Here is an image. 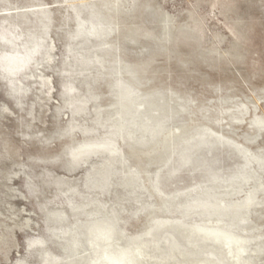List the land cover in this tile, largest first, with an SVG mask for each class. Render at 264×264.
<instances>
[{
  "label": "rangeland",
  "instance_id": "rangeland-1",
  "mask_svg": "<svg viewBox=\"0 0 264 264\" xmlns=\"http://www.w3.org/2000/svg\"><path fill=\"white\" fill-rule=\"evenodd\" d=\"M91 9L109 17L108 36L90 33ZM118 65L136 70V80L124 72L123 82L166 107L168 133L207 131L211 151L170 172L177 161L167 167L165 152L133 147L120 128L128 113ZM113 130L126 163L116 161L106 183L111 153L75 150ZM135 168L139 180L126 184ZM158 172L162 192L153 187ZM212 174L218 201L255 195L233 229L259 247L250 264H264V0H0V264H88L84 226L94 220L116 224L118 246L154 219L204 223L178 209L211 186ZM174 194L178 209L164 211ZM166 251L162 242L156 253Z\"/></svg>",
  "mask_w": 264,
  "mask_h": 264
},
{
  "label": "bare ground",
  "instance_id": "bare-ground-1",
  "mask_svg": "<svg viewBox=\"0 0 264 264\" xmlns=\"http://www.w3.org/2000/svg\"><path fill=\"white\" fill-rule=\"evenodd\" d=\"M94 9L90 10L93 18V21L89 26L90 33L96 35L97 37L108 36L113 29L112 26H107V24L110 23L109 17L106 14V17H104L102 12L100 13L98 10ZM117 11L119 12V10ZM81 25L84 28L86 27L85 23H82ZM119 65L117 66L118 81L115 82V86H119L118 89H120L117 90V88H115L117 91H119L117 93L119 97V104L122 106L125 112L128 113L127 116L120 118V128L125 129L126 134L132 136V141H130V144H132L133 147L136 144L141 146L149 145V152L151 155H153V152L156 154L165 152L167 154L165 159V165L167 167L170 168L172 163L177 161V165L174 166V164V167L170 168V172L173 168L189 166L199 158L202 150L209 149V151H211L215 145V142L214 140L210 139L208 136L210 133L207 131L203 130L197 134H192L186 138H182V134H185L184 131L188 130V132H190L192 130H184V128L181 126L182 128H180L177 133H168L166 130V123L170 120L171 115H164V113L167 112L166 107L158 102L156 94L152 92L151 94L146 93L149 95L144 97V94H138L137 90L133 88L131 84L128 85L127 83L123 82L122 78L124 72H129L131 78L136 80V70L130 67H121ZM140 83L142 85L143 82L140 81ZM116 135L121 136L119 130L111 131L110 135H107V137L101 141H97L96 139L95 141L85 143L80 147L78 145L77 147H79V149H74L77 153L79 150H84L88 147L100 149L105 148L111 153L108 163L105 164L107 165V170L105 172L103 171V178L106 183L107 181L109 182L110 178L114 174L113 168L115 162L120 160L122 163H126V160H124L126 158L124 157V152L120 151V149L117 147L118 142L116 144ZM141 149L139 148V150ZM177 150L178 154L176 153ZM73 152L72 154H74ZM137 153H135L136 156ZM175 154H177V157L174 156ZM116 166L117 165H115V167ZM135 169L136 170H132L127 173L125 177L126 184H136L139 180V173L141 171L137 170L138 168ZM159 172L157 175L155 174L156 177L153 187L157 192H162L159 183L160 176L162 175L159 174ZM215 174L210 175L212 177L208 180L212 182L211 186H209L206 190L204 189L205 191L196 196L192 202H187L186 209L179 210L176 208V206L174 207L176 203L175 197H177L179 194L169 196L165 199L163 205L160 206L164 211L169 212H171V210L176 211V208L178 211L185 213L186 216H189L193 213V210H195L200 216L203 217L202 220H205L204 223H195L194 225H189L190 223H185L182 218L173 220L154 219L155 221L146 233L132 236L131 238L127 239L123 245L121 244L122 246H118L115 243V240L119 238H116L117 229L114 222L106 219L88 222V224L84 226V229L86 230L87 239L93 252L88 264H250L254 258V254L259 251V247H255L256 244L254 247H252L253 242L251 240L249 241L248 238L237 235L236 232H234L233 227L235 225L238 226L239 223L245 221V213L248 212L249 208L254 202L255 195L252 192L243 204H227L226 202L218 201L215 194L213 193L214 186H216L219 182V176ZM231 181L232 182L228 185L233 186L234 182H236V179L232 178ZM161 195L160 198L162 197ZM152 214L154 213L152 212ZM156 214L158 215L159 213ZM227 216L229 217V220L226 222L225 220H227ZM209 221H211L213 224H209ZM241 225L243 224L241 223ZM163 230L169 231L165 241H162L163 238H160V234ZM162 242H167V251L164 254H157L156 252L159 251V246ZM149 251L150 254H148ZM47 258H45L46 264H54L57 260H53L52 258L50 259V257L49 259ZM68 264H74V262H70Z\"/></svg>",
  "mask_w": 264,
  "mask_h": 264
}]
</instances>
